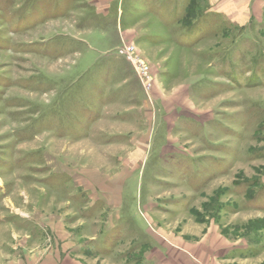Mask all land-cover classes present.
<instances>
[{
	"label": "rangeland",
	"instance_id": "obj_1",
	"mask_svg": "<svg viewBox=\"0 0 264 264\" xmlns=\"http://www.w3.org/2000/svg\"><path fill=\"white\" fill-rule=\"evenodd\" d=\"M0 264H264V0H0Z\"/></svg>",
	"mask_w": 264,
	"mask_h": 264
},
{
	"label": "built area",
	"instance_id": "obj_2",
	"mask_svg": "<svg viewBox=\"0 0 264 264\" xmlns=\"http://www.w3.org/2000/svg\"><path fill=\"white\" fill-rule=\"evenodd\" d=\"M129 50H131V49L129 48ZM137 72L139 73V75L141 74V77H142V74H144L146 72V67L144 66L143 63H141V62L139 63V66L137 68Z\"/></svg>",
	"mask_w": 264,
	"mask_h": 264
},
{
	"label": "crops",
	"instance_id": "obj_3",
	"mask_svg": "<svg viewBox=\"0 0 264 264\" xmlns=\"http://www.w3.org/2000/svg\"><path fill=\"white\" fill-rule=\"evenodd\" d=\"M238 9H242V8L240 6L234 8L235 11H238Z\"/></svg>",
	"mask_w": 264,
	"mask_h": 264
}]
</instances>
